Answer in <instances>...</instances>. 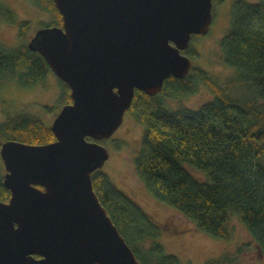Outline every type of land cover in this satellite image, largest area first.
Returning a JSON list of instances; mask_svg holds the SVG:
<instances>
[{
	"label": "water",
	"instance_id": "95a60500",
	"mask_svg": "<svg viewBox=\"0 0 264 264\" xmlns=\"http://www.w3.org/2000/svg\"><path fill=\"white\" fill-rule=\"evenodd\" d=\"M62 26L28 42L70 87L51 142L0 144L9 190L0 201V264H143L92 185L135 90L184 78L192 35L207 34L212 0H53ZM91 138L92 140H89Z\"/></svg>",
	"mask_w": 264,
	"mask_h": 264
},
{
	"label": "trees",
	"instance_id": "16d2710c",
	"mask_svg": "<svg viewBox=\"0 0 264 264\" xmlns=\"http://www.w3.org/2000/svg\"><path fill=\"white\" fill-rule=\"evenodd\" d=\"M27 1L54 16L50 23L40 22V28L62 26L53 0ZM221 1L212 0V7ZM0 21L17 24L22 39L11 47L0 41V88L12 81L29 87L44 80L52 71L39 52L29 48V39H24L30 21L18 18L13 9L1 2ZM200 36L192 35L191 39ZM220 46L225 64L235 70L227 88L242 86L250 97H230L201 70L192 67L184 78L165 79L156 95L135 90L127 111L143 125V135L133 160L134 169L158 202L178 211L198 232L229 238L230 216L240 214L251 241L204 264H235L242 249L249 245L255 246V253L264 263V0L234 1L230 27ZM183 53L191 59L197 56L189 47ZM193 74L213 89L215 98L196 110L167 108L165 97L179 98L195 91ZM57 80L62 107L71 103L70 87ZM0 103L6 100L0 99ZM50 125L34 113L8 115L0 122V143L51 142L55 136ZM186 165L195 169L188 170ZM190 169L198 171L202 179L196 178ZM1 172L0 166V201H7L10 192L2 183ZM92 185L139 261L180 264L176 256L165 253L163 245L155 241L160 230L154 219L105 172L94 171ZM148 238L150 243L146 246L144 240Z\"/></svg>",
	"mask_w": 264,
	"mask_h": 264
},
{
	"label": "rangeland",
	"instance_id": "374dc122",
	"mask_svg": "<svg viewBox=\"0 0 264 264\" xmlns=\"http://www.w3.org/2000/svg\"><path fill=\"white\" fill-rule=\"evenodd\" d=\"M234 1L222 0L220 4L212 7L213 19L208 33L191 39L189 48L197 55L192 58V68L201 70L212 83L224 89L230 97L247 99L250 97L247 88L242 86L227 88L228 81L234 76L235 70L225 64L220 46L223 35L230 27ZM245 1L257 2L258 0ZM0 2L13 9L18 18L30 21L31 25H29L24 38L26 40H30L36 30L40 28V22L50 23L54 20L51 12L39 9L27 0H0ZM17 26V24L0 21V41L6 47L22 42ZM192 76L196 83L195 91L179 98L165 97L167 108L177 110L180 107H187L196 110L215 98L213 89L206 82L194 74ZM59 94L60 84L53 72L48 73L44 80L29 87H21L13 81L2 85L0 99L6 100V103H0V122L8 115L29 112L40 116L45 122L51 124L61 109V104L58 102ZM45 106L49 109H46ZM142 135L143 125L137 123L130 112L126 111L119 128L111 137L102 141V144L109 150V157L99 170L105 172L120 189L154 219L160 230L155 241L163 245L165 253L176 256L180 264H204L210 258L234 252L238 247L243 246L242 244L251 241L240 214L230 216L227 226L229 238H215L198 232L182 214L158 202L146 190L134 169L133 160L139 151ZM187 165L189 170L192 166ZM0 166L2 168L1 175H3L5 170L1 157ZM194 169H190V172L196 178L202 179L201 174ZM149 243L150 238L144 240V245L147 246ZM242 250L235 264H264L263 260L255 253L254 245L244 247Z\"/></svg>",
	"mask_w": 264,
	"mask_h": 264
}]
</instances>
